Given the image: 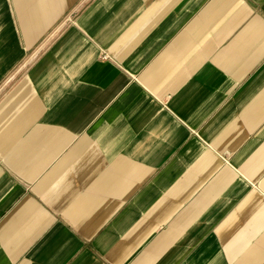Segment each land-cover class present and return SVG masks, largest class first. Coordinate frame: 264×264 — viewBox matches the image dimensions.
<instances>
[{
    "label": "crops",
    "instance_id": "1",
    "mask_svg": "<svg viewBox=\"0 0 264 264\" xmlns=\"http://www.w3.org/2000/svg\"><path fill=\"white\" fill-rule=\"evenodd\" d=\"M0 264H264V0H0Z\"/></svg>",
    "mask_w": 264,
    "mask_h": 264
}]
</instances>
